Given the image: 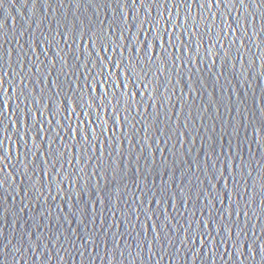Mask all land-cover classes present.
<instances>
[{
  "label": "water",
  "instance_id": "water-1",
  "mask_svg": "<svg viewBox=\"0 0 264 264\" xmlns=\"http://www.w3.org/2000/svg\"><path fill=\"white\" fill-rule=\"evenodd\" d=\"M169 7L174 17L179 11L180 19L188 11L187 5L179 9L165 5L161 11ZM228 7L232 8V5ZM144 11L139 6L124 7L121 14L114 0H35V3L33 0H13L12 3L5 0L0 8V24H3L0 30V76H3L5 89L0 93V104L7 105L5 111L10 120L27 114L26 127L19 136L17 128L20 125L13 127L6 119L7 132L0 146V152L8 150L12 156L10 161H0V166L7 169L3 175L11 173L15 177L14 182H6L0 187V248L4 249L0 259L3 264H262L259 255L253 261L243 253L247 252L245 245L264 242V192L261 191L264 181L258 177L264 170V139L259 143L253 142L257 139L253 125L258 128L259 121L264 119V8L259 11L247 8L248 12H255L251 26L245 24L247 12L243 7L239 13L233 10L231 15L217 14L213 31L204 35L198 54L195 49L200 37L192 41L188 55L194 62L186 64V58L177 60L176 69L171 68L170 61L174 55L183 56V50L180 53L172 50L165 54L162 48L155 45L151 35L147 41L141 37L142 45H137L133 39L138 31L133 25L143 20ZM211 11L222 13L225 8L221 5L219 10L213 8ZM200 13L201 10L193 4L192 17L199 21ZM204 14L211 19L207 10ZM152 15H156L155 11ZM137 16L139 20L134 19ZM232 16H237L242 25L234 35L232 29L236 28V23ZM222 20L227 21L231 28H225ZM125 26L131 30L124 31L125 38L121 39V30ZM245 27L247 32L244 31ZM221 29L227 33L226 36ZM180 32L183 33V29ZM200 32L206 33L207 28L201 25ZM216 33L223 37L220 43L225 48H228L230 41L241 37L231 47L230 63L226 64L223 57L215 55L219 45L212 47L209 54L208 47L214 44ZM241 44L244 46L241 47ZM102 45L108 48L107 52L102 50ZM148 45L153 47L151 55L156 63L159 64L163 57L169 60V68L158 82L152 78L147 91L140 81L128 83V92H143V96L137 94L135 97L142 102L140 115L121 111V127L116 129L115 135L112 131L113 117L105 110H97L101 120L90 125L88 122L94 120V116L86 104L77 106L79 93L84 92L87 100L89 96L102 94V90L93 92L92 89L96 88L94 84L91 88L87 87L91 77L83 65L88 63L90 67L89 62L96 58L97 53L111 56L112 63L129 57H136L137 60L143 58L146 63L149 53L145 51V46ZM138 46L141 48L139 53L134 51ZM113 48H116L115 52ZM57 52L65 57L66 65L56 57ZM37 68L39 72H36ZM113 71L115 74L104 89L113 81L123 83L116 79L119 70ZM154 88H158V92L153 91ZM121 91L125 89L121 87L116 90L117 95ZM57 93H60L58 99L51 100ZM33 96L36 99L43 96L40 105L43 117L31 103ZM17 97L20 99L17 100ZM58 104L61 105L60 111H57ZM124 116H128L127 124L124 123ZM37 120L44 121L45 128L52 130L45 136L43 144L37 139V146L33 147L32 139L25 133ZM47 121H52L51 125ZM57 121L65 126L58 127ZM97 124L105 129V135L100 136L97 130V139L85 145L82 140L85 129L97 128ZM133 124L136 125L135 129L131 127ZM67 125L72 126L71 131ZM145 127L151 149L145 148L137 163L136 157L141 155L140 146L144 143ZM236 129L239 130L238 135ZM57 132L63 141L62 144H54L52 150L54 153L58 148L61 151L51 159L58 162L55 168L51 162L45 167L42 160L48 158V152L44 151L43 157L37 158L41 157V148L46 149L47 143H50L49 136L56 139ZM32 135L35 136V133ZM73 135L75 139H70ZM260 135L264 136V132ZM20 136L24 139L21 140ZM77 140L81 141L80 144L76 143ZM117 140L124 141L119 152L114 151ZM128 140H132L133 144L139 140L140 145L129 151L131 145ZM85 147L88 148L87 155L92 157V163L81 172ZM213 147L220 157L215 175L210 170L211 164L208 165L209 170L204 171L206 156ZM110 151L114 158L124 157L121 164L124 169L123 181H113L102 168L101 175L92 179L88 191L92 192L98 187L101 197L110 192L111 202L108 199L97 201L95 196L80 201V184L88 181L85 172L90 174L95 170L97 157L106 167L110 162ZM144 158L148 159L147 165ZM30 161L35 162L38 176H44L41 168L47 171L45 183L59 180L56 174L59 172L66 177V187L67 178L73 172H79L74 177L77 181L75 187L70 193L67 187L65 192H60L53 184L52 195L49 196L45 188L42 189L43 197H40L32 187L36 177L32 174ZM117 163H120L119 159ZM81 177L84 179L81 180ZM124 185H127L126 189ZM35 187L40 188V185L36 184ZM209 191L219 193V199L213 202L214 207L208 203ZM118 192L122 196L120 200L116 198ZM125 192L127 195H124ZM133 194L144 202V212L133 214L129 211L133 207ZM87 199L95 202V208L89 207L85 216ZM209 212L217 222L221 213L225 221L229 214L233 221L239 220L240 229L247 232V238L241 234L238 249H231L226 243L221 245L219 252L214 253L208 246L202 247L199 241L195 245L180 243L185 238L184 229L193 239L199 232L211 231L218 243ZM134 215H139L140 219L135 220ZM202 219L209 221L207 230L198 223ZM153 224L157 232L161 231L162 226H174L176 232L164 240L165 227V232H161V242L156 243L150 227ZM237 231L239 229H233L234 233ZM88 240L94 243H86ZM172 243L175 248L170 246ZM161 244L164 245L163 249ZM225 249L228 251L225 252ZM120 252L124 253L123 257Z\"/></svg>",
  "mask_w": 264,
  "mask_h": 264
},
{
  "label": "snow or ice",
  "instance_id": "snow-or-ice-1",
  "mask_svg": "<svg viewBox=\"0 0 264 264\" xmlns=\"http://www.w3.org/2000/svg\"><path fill=\"white\" fill-rule=\"evenodd\" d=\"M9 3H12L13 0H8ZM35 3V0H33ZM47 2V0H45ZM5 3V0H0V8L3 7V4ZM114 3L117 5V8L123 13L124 7L129 8H137L143 7L145 9L143 20L140 21L138 25H133L137 27L138 31L137 34L133 37V39L136 41L137 45H142L143 42L141 41V37L144 38V41H147L148 36L151 35L153 37L155 45L163 49V52L165 54L170 53L172 50H175V53H180L183 50V56L174 55V58L171 59V68L176 69L178 67L177 60H181L186 58V64L187 63H193V58L188 55L189 51L192 49V41L195 37L199 36L200 39L196 43V49L195 51L197 54L199 53L200 43L203 41L204 35H209L213 31V24L215 22V18L217 14L220 16L223 15H231L232 11L235 10L237 13L240 12V8H245V12H247V15L244 17L245 24L251 26V22L255 19V12H248L247 8H253L259 11V9L264 8V0H114ZM195 4L200 10V18L199 21L196 20L195 17H192L191 15V9L192 5ZM231 4L232 8H229L228 5ZM165 5H171L172 7H175L179 9L183 5H187L188 11L186 12L183 19H180L179 17V11H177L176 16L174 17L171 12V7L165 8L164 11H161V8ZM221 5H224L225 11L222 13L218 12H212L211 10L213 8L219 10ZM236 5H239L240 7H236ZM247 6V7H245ZM208 11L210 13L211 19H209V16H206L204 13L205 11ZM155 11L156 15L153 16L152 12ZM165 12L167 13V16L165 18ZM125 17V21H126ZM134 19L139 20L140 17H134ZM191 19V24L189 26V20ZM232 20L236 23V28L232 29L233 35L236 31H239L242 25L239 22V19L237 16H232ZM225 28H231V25L227 23V21H223ZM201 25H203L205 28H207L206 33H201L200 28ZM3 24H0V30H2ZM180 29H183V33L180 32ZM131 29L125 26L121 30V39H124V31H130ZM244 31L247 32V28H244ZM221 32L224 33L226 36L227 33L224 32V29H221ZM223 37L220 33H216L214 44L209 45L208 51L209 54H211V48L215 47L216 45H219L218 51L215 53L217 57H223L225 59V63H230L232 60L231 56V47L237 43V41L241 40V37H237L236 40H232L229 42L228 48H225V46L220 43V40ZM99 39V37H98ZM248 39H251V37H248ZM73 43H75V40H73ZM95 43V42H94ZM167 45V46H165ZM59 45H57L58 47ZM244 45L241 44V47ZM71 47V45H69ZM116 47H124V45H117ZM102 50L104 52L108 51L107 47H104L102 45ZM141 48L138 46L134 49L137 53H139ZM35 52V50H33ZM63 51V49H61ZM113 52L116 51V48L112 49ZM145 51L149 53L147 62H143V58L140 60H137L136 57H129L127 60L121 59L119 63H112V57L111 56H101L99 53L96 54V58L94 60H91L89 63L91 66L89 67V64L86 63L83 65L87 69L88 75L91 77V82L87 83V87L91 88V86L94 84L96 85L95 89H92L93 92H101L102 94L99 95H93L89 96L87 100H85V94L84 92L79 93V103L77 106L81 105H87L88 109L91 111V114L94 116V120L89 121L88 123L91 125L92 123H96L97 121L101 120V115L97 110H105L108 112L109 115L113 117L114 125H113V135H115L116 129L121 127L120 124V118L119 113L121 111L126 113L136 112L137 115H140V106L141 101H137L135 99L136 95L139 94L143 96V92L139 93H132L128 92V83L132 82L135 83L136 81H140L143 83L144 90L147 91L149 89L150 84L152 83V78H156L157 82L159 81V77L163 76L166 71H168L169 68V60H166L165 58L161 57L160 63L157 64L156 61L152 58V51L153 47L148 45L145 46ZM239 51V49H237ZM56 57L63 63L67 64V61L65 60V57L60 56V53L57 52ZM121 56H123V53L121 52ZM39 57L37 56V60ZM52 63V61H50ZM215 63V61H213ZM186 64L184 66H186ZM123 65V67H121ZM114 69L119 70V75H117L116 79L118 81H122V84H117L116 81H113L111 84L108 85L107 89H104V85L108 83V80L111 79V77L115 74ZM40 69L37 68L36 72H39ZM63 72V68L61 69ZM178 74V73H177ZM6 75V74H5ZM23 83V81H21ZM4 80L3 76H0V93H3L5 89L3 88ZM125 89V91H121L119 95H117L116 90L120 88ZM153 91L158 92V88H154ZM111 94V95H110ZM23 95V91H21V96ZM60 93H57L55 97L50 98L51 100L55 101L58 99ZM149 97H152V93H149ZM11 99V97H9ZM20 97H17V100H19ZM25 100L28 99V97H24ZM43 101V96H41V99H36L34 96L32 97L31 103H33L35 107V111L40 113V116L43 117L44 113L40 109V105ZM23 103V101H21ZM161 107H163V104H161ZM7 108V105L0 104V146L4 143V133L7 132V128L5 127L6 119L9 120L11 125L15 127L17 124L20 125V128H17V135L19 136L20 132L26 127L25 121L27 119V114H23L21 116H17L15 120H10V117L8 116V113L5 111ZM61 105H57V111H60ZM67 111V109H64ZM31 112L32 109H29ZM73 111H75L73 109ZM15 115V112L12 113ZM55 115L54 113L52 114ZM85 115H88V113H85ZM159 116V113H157V117ZM33 119H35V115L33 113ZM65 120L67 117L64 118ZM124 123H128V116H124ZM136 117H133V120H135ZM143 119V117H141ZM49 125H51L52 121H47ZM106 123V121H105ZM57 126L60 128H63L65 125L61 124L59 121L56 122ZM69 130H72L71 125H67ZM133 129H135L136 125H131ZM187 127V125H185ZM52 129L45 128L44 121L37 120L36 124L32 125V127L28 130L25 135H27L30 139L33 141V147H36V140L39 139L40 143L43 144L45 141V136L50 132ZM99 130L100 136L105 135V129L100 128L99 124H97V128L89 127L85 129V133L82 136V140L84 141L85 145H88L90 141H95L97 139L96 132ZM144 131V143L140 146V153L141 155H138L136 157L137 163L140 162V159L142 158V154L145 150V148L151 149V145L148 144V132L147 127L143 129ZM238 135V129L235 130ZM253 131L256 133L257 139L253 142L259 143L261 139H264V136H261L260 134L264 132V119H261L259 121V127H255L253 125ZM35 133V136L32 135V133ZM126 138V136H125ZM10 139V137H9ZM20 139L23 140L24 137L20 136ZM70 139H75V136L73 135L70 137ZM50 143H47L46 149L41 148V157H38L37 159H41L43 157L44 151L48 152V158L43 159L42 163L46 167L50 162L52 163L53 168H55V163L58 161H53L51 158L54 155H57L60 153L61 149H56L55 153L53 152V145L60 142L62 144L63 138L61 137V134L59 132L56 133V139H52L49 136ZM80 140H77L76 143L80 144ZM129 145H131V148L129 151H133L137 145H140V141L137 140L135 144H133L132 140L127 141ZM124 141L117 140L116 146L114 148V151L119 152L120 145H122ZM155 143V141H153ZM25 144H27V141H25ZM28 151H31V149H28ZM88 148H84V156L81 157V160L84 164V167L80 169V171H84V168L88 167L89 164L92 163V157L87 155ZM151 155V152L149 153ZM108 157L110 162L107 164L106 167H104L101 163V158L97 157V165L94 166L95 170H93L90 174L85 172V175L88 177V181L86 183L80 184V191H79V200L84 201L86 198L95 196L97 201L102 202L103 199H108L109 202H111L112 193H106L104 197L100 196V189L97 187L92 192L88 191V187L92 181V179L97 176L101 175V169L103 168V172L105 175L110 174L113 181H116L119 179L120 181H123L124 179V169L121 167V164L123 163V156L113 157V152L110 151L108 153ZM213 157L216 159L213 160ZM19 161V156L16 157ZM12 159V156L9 155L8 150H4L3 152H0V161H10ZM117 159L120 160V163H117ZM220 157L216 153V149L213 147L211 150V153L206 156L205 159V165H204V171L207 172L209 170L208 165L211 164V171L213 172V175L218 171L216 168V163L219 161ZM33 165V176L36 177V179L32 183V187L40 194V197H43L44 193L42 189L47 188L48 189V195H52V187L53 184H55L56 188L59 189L60 192H65L66 187L67 191L70 193L72 189L75 187L77 181L74 179L75 176L79 175V172H73L70 177H68V185L64 186V180L66 177L62 176L57 172L56 174L60 177L59 180H54L52 183H45L44 177L48 175L47 171H44L43 168H41V171H43L44 176H38L36 172V164L34 161H30ZM144 164H148V159L144 158ZM63 167V165H61ZM197 170H199V161H197ZM7 171L6 167L0 166V187H3V184L9 181L14 182L15 177L12 176L11 173H8L7 175H3ZM137 172L140 171L139 168L136 169ZM189 171H192L191 168H189ZM25 176H27V172L24 173ZM249 176H251V172L248 173ZM258 177L261 181H264V170H261V172L258 174ZM84 177H81V180H83ZM234 179V178H233ZM235 182V180H234ZM99 182L97 181V184ZM36 184L40 185V188H36ZM125 189L127 188V185H124ZM225 187H227V181H225ZM117 188H119V184L117 185ZM261 191L264 192V183L261 184ZM239 194V193H238ZM124 195H127V192L124 193ZM191 195V193H189ZM208 203L209 205H213V202L215 200L219 199V193H213L212 191H209L208 193ZM117 200L122 199V196L117 193L116 196ZM198 198V197H197ZM137 201H140L137 205ZM127 203V201H124ZM132 204L133 207L129 209L133 214L135 212H144V202L141 200V198L135 194L132 195ZM89 207L95 208V202L91 199H87V203H85L84 207V215L87 216ZM115 217V213H113ZM208 216L211 220V222L215 226V232L216 237L219 238V241L217 243L216 238L212 236L211 231H202L199 232L196 239H193L189 234L188 230L184 229L185 238L180 241L181 244H187L191 243L195 245L197 241H199L200 245L208 246L212 249V251L219 252L221 245L228 244L231 249H238L239 243H240V236L243 234L245 238H247V232L244 229H240L239 220L233 221L231 218V215L229 214L227 221H225L223 213L220 214V220L217 222L215 217H212V213L209 212ZM135 220H139V215H134ZM148 219H151V217H148ZM95 223V221H93ZM178 223V222H177ZM199 224H202L203 227L207 230L209 221L200 220L198 221ZM152 232L154 233L153 239L156 243H160L162 240L161 232H165V227H167V231L165 232V235L163 236L164 240H168L169 236L176 232V228L174 226H162L161 231H156V225H150ZM182 228V226H181ZM189 228H191V224L189 225ZM239 229L237 232H233V229ZM223 234V235H222ZM255 235V233H253ZM235 236V238H233ZM10 243V242H9ZM86 243H94L92 240L86 241ZM171 247L175 248V244H170ZM247 247V252L243 253L244 256L251 258L253 261L255 260L256 256L259 255L261 257L262 264H264V242H261L260 244H247L245 245ZM37 248L40 247L39 244L36 245ZM115 247H119L116 245ZM164 245L161 244V248L163 249ZM255 249V250H254ZM87 250V249H86ZM16 251H20V249H16ZM178 251V250H177ZM228 249H225V252H227ZM121 257H123L124 253H119ZM131 254V253H129ZM4 255V249L0 248V256ZM57 256H59V253H57ZM0 264H3V260L0 259Z\"/></svg>",
  "mask_w": 264,
  "mask_h": 264
}]
</instances>
